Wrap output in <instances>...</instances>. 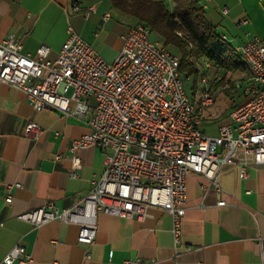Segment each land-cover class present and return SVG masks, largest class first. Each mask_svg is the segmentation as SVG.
Instances as JSON below:
<instances>
[{
	"label": "built area",
	"instance_id": "1",
	"mask_svg": "<svg viewBox=\"0 0 264 264\" xmlns=\"http://www.w3.org/2000/svg\"><path fill=\"white\" fill-rule=\"evenodd\" d=\"M78 10L73 4L72 11ZM109 17L106 13L103 20ZM121 42L111 63L75 33L54 60L48 58L47 46H39L34 59L22 53L15 36L0 42V83L24 92L35 111L51 109L64 116L87 118L89 133L69 147L70 176H78L80 150L94 147L103 154L102 175L92 180L90 190L73 206L59 209L48 202L17 219L35 227L51 221L75 224L77 242L91 246L98 213L141 221L149 216L150 208H158L171 217L177 247L186 209L187 175L199 174L216 184L225 165L237 167L242 179L248 168L264 165V44L254 37L235 47L246 69L236 84L248 100L229 113L215 136H207L201 127L215 95L206 78L200 79L206 86L201 97L191 101L179 58L153 38L148 27L141 23L130 26ZM203 68L211 69L212 64L204 62ZM217 78L215 74L214 80ZM40 132L39 126L29 122L24 136L36 138ZM5 201L9 203L11 198ZM259 246L264 264L262 241ZM31 261L21 245L11 248L2 260L4 264ZM152 263L135 259L120 264Z\"/></svg>",
	"mask_w": 264,
	"mask_h": 264
},
{
	"label": "crops",
	"instance_id": "2",
	"mask_svg": "<svg viewBox=\"0 0 264 264\" xmlns=\"http://www.w3.org/2000/svg\"><path fill=\"white\" fill-rule=\"evenodd\" d=\"M73 1L0 0V42L13 35L21 42L22 53L34 59L37 48L44 45L50 49L48 58L54 60L75 33L103 60L100 45L114 41V53L106 59L113 62L121 37L136 21L114 10L109 0H79L76 12ZM200 5L216 31L229 43L232 38L238 41L237 46L255 37L239 33L259 32L264 18V0H200ZM90 7L94 11L89 12ZM106 13L110 17L105 21ZM86 121L51 109L35 111L24 92L0 83V264L15 245L31 255L27 264H120L135 259L152 264H262L264 165L248 168L244 179L237 167L225 165L216 184L199 174L187 175L177 247L171 217L158 208H150L141 221L98 213L91 246L77 242L75 224L51 221L35 227L18 220L19 214L48 202L59 209L73 206L90 190L92 180L102 175L101 150L87 147L78 152V176H70L69 147L89 133ZM29 122L41 129L36 138L24 136ZM208 122L216 124L205 119L202 125ZM8 197L11 201L6 203ZM219 201L225 204L218 206Z\"/></svg>",
	"mask_w": 264,
	"mask_h": 264
},
{
	"label": "trees",
	"instance_id": "3",
	"mask_svg": "<svg viewBox=\"0 0 264 264\" xmlns=\"http://www.w3.org/2000/svg\"><path fill=\"white\" fill-rule=\"evenodd\" d=\"M109 1L114 10L148 27L153 38L179 58V71L184 80L193 78L195 84L199 74L198 61L211 63L216 75L223 74L222 80L210 85L212 94L227 74L240 72L246 75L235 48L209 23L200 0ZM73 4L79 6V0H74ZM242 95L245 103L248 97L243 91ZM237 106L234 104L232 110Z\"/></svg>",
	"mask_w": 264,
	"mask_h": 264
},
{
	"label": "rangeland",
	"instance_id": "4",
	"mask_svg": "<svg viewBox=\"0 0 264 264\" xmlns=\"http://www.w3.org/2000/svg\"><path fill=\"white\" fill-rule=\"evenodd\" d=\"M167 8L170 9L171 5L169 2L166 3ZM260 23V30L259 32H240L239 35H244V33H248V35L255 36L259 38L263 44H264V18L262 21H259ZM222 33V32H218ZM152 35V34H151ZM153 37V35H152ZM239 37V36H238ZM238 41L235 39L230 40V44L233 47H236ZM116 48V44L114 41L102 43L100 45V49L103 53V58H110L113 55V51ZM104 59L105 62L107 60ZM108 63V62H107ZM204 62L197 63L198 68H201L198 74V77L196 78L195 84L194 79L191 78L189 80H184L185 82V89L187 92V95L191 99V101H198L201 97L202 93L205 90V85L200 82V79L202 77H205L208 81V84H212L214 82H218L222 80L223 74L218 73L217 74V80H214L215 73L214 70L211 69H204L203 68ZM244 77V74L240 72L236 73H229L225 76V79L223 80L222 84L214 91L215 95V101L212 104L211 108L206 114L205 119H209L211 121H216L215 123L204 124L201 127L202 132L207 136H215L217 134V128L218 124H221L223 122H226L228 119V115L231 112L233 105H241L243 104V100H245V97L242 95V89L237 86L238 80H241ZM195 85V86H194ZM210 113H213L212 115H209ZM204 119V121H205Z\"/></svg>",
	"mask_w": 264,
	"mask_h": 264
}]
</instances>
